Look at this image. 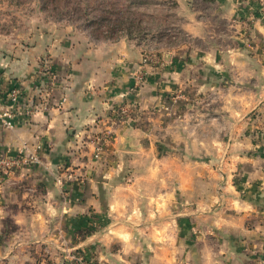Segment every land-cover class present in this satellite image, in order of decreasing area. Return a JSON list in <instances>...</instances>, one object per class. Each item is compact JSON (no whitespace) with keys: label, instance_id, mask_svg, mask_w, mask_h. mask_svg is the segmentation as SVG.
Returning <instances> with one entry per match:
<instances>
[{"label":"crops","instance_id":"1","mask_svg":"<svg viewBox=\"0 0 264 264\" xmlns=\"http://www.w3.org/2000/svg\"><path fill=\"white\" fill-rule=\"evenodd\" d=\"M144 1L179 6L160 64L58 23L0 31V155L38 158L0 171V264L264 260V0Z\"/></svg>","mask_w":264,"mask_h":264},{"label":"rangeland","instance_id":"2","mask_svg":"<svg viewBox=\"0 0 264 264\" xmlns=\"http://www.w3.org/2000/svg\"><path fill=\"white\" fill-rule=\"evenodd\" d=\"M178 7L174 2L156 6L144 0H0V31L16 30L24 37L29 28L58 23L86 31L97 41L128 39L143 61L160 63L161 46L185 40L175 28Z\"/></svg>","mask_w":264,"mask_h":264},{"label":"built area","instance_id":"3","mask_svg":"<svg viewBox=\"0 0 264 264\" xmlns=\"http://www.w3.org/2000/svg\"><path fill=\"white\" fill-rule=\"evenodd\" d=\"M144 61H148L144 59ZM157 64H160L157 61H153ZM44 71H49L47 65H44ZM8 99L13 105L19 104V92L17 89H13L8 94ZM112 117H114L113 122L116 124H121L128 120L130 117L131 111L130 107L120 106L119 108L111 111ZM11 115L9 112L5 111L0 113V122L5 128H11ZM111 134L109 133H100V134H93L89 135L88 139L91 143L94 144V157L96 158L98 154L102 151L104 145L111 139ZM38 163V158L36 154H26V153H18L15 156H5L0 155V171L7 174L14 172L15 170L21 169L22 167H27L32 164ZM60 177L57 178L56 182L59 183ZM84 264H87L84 262ZM260 264H264V260L261 261Z\"/></svg>","mask_w":264,"mask_h":264}]
</instances>
